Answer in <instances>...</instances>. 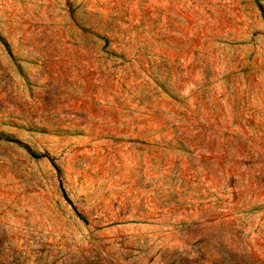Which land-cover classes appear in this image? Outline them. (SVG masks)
Returning <instances> with one entry per match:
<instances>
[{
	"label": "rangeland",
	"instance_id": "374dc122",
	"mask_svg": "<svg viewBox=\"0 0 264 264\" xmlns=\"http://www.w3.org/2000/svg\"><path fill=\"white\" fill-rule=\"evenodd\" d=\"M0 264H264V0H0Z\"/></svg>",
	"mask_w": 264,
	"mask_h": 264
}]
</instances>
